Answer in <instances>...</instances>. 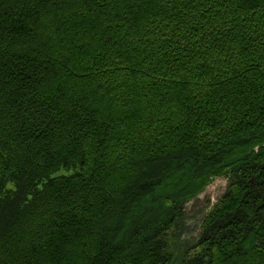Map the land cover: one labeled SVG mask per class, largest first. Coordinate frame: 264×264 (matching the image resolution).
<instances>
[{
  "label": "trees",
  "instance_id": "obj_1",
  "mask_svg": "<svg viewBox=\"0 0 264 264\" xmlns=\"http://www.w3.org/2000/svg\"><path fill=\"white\" fill-rule=\"evenodd\" d=\"M219 175L189 264H264V0H0V264H169Z\"/></svg>",
  "mask_w": 264,
  "mask_h": 264
},
{
  "label": "rangeland",
  "instance_id": "obj_2",
  "mask_svg": "<svg viewBox=\"0 0 264 264\" xmlns=\"http://www.w3.org/2000/svg\"><path fill=\"white\" fill-rule=\"evenodd\" d=\"M207 185L196 196L182 203V217L165 236H161L164 237L161 240L164 243L162 251L168 255L169 264H189L205 254L200 244L205 222L229 191L230 179L219 175L210 179ZM5 189H12V184L7 183Z\"/></svg>",
  "mask_w": 264,
  "mask_h": 264
}]
</instances>
